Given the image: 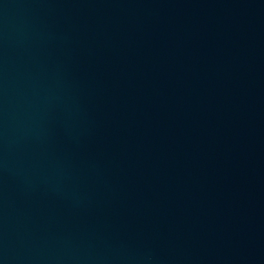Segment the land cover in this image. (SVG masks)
Wrapping results in <instances>:
<instances>
[{"label": "water", "instance_id": "obj_1", "mask_svg": "<svg viewBox=\"0 0 264 264\" xmlns=\"http://www.w3.org/2000/svg\"><path fill=\"white\" fill-rule=\"evenodd\" d=\"M0 264H264V0H0Z\"/></svg>", "mask_w": 264, "mask_h": 264}]
</instances>
